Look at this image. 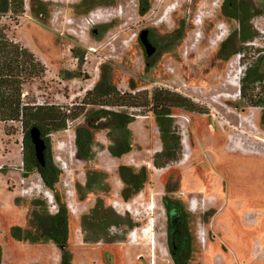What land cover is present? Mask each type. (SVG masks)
<instances>
[{"label":"rangeland","instance_id":"374dc122","mask_svg":"<svg viewBox=\"0 0 264 264\" xmlns=\"http://www.w3.org/2000/svg\"><path fill=\"white\" fill-rule=\"evenodd\" d=\"M106 1L85 12L81 0H24L25 12L16 22L0 18L7 33L46 68L24 86L23 101L78 107L104 70L121 92L150 96L167 89L188 97L202 112L172 109L181 153L163 167L153 164L162 144L147 107L128 109L134 114L132 148L119 158L109 154L105 130L94 133L92 160L76 158L74 127L82 115L49 135L52 160L61 172L56 189L68 210L73 263L172 264L161 202L170 194L184 202L192 217L195 244L188 264H264V122L263 107L255 105L264 101V81L250 79L253 71L264 74V0H244L256 35L243 43L233 36L238 22L221 13L223 0H149L145 15L139 14L138 0ZM38 4L45 13L36 16L31 6ZM146 28L161 43L148 63L139 40ZM178 28L181 38L169 48L164 36ZM230 36L226 49L240 51L227 60L217 58ZM22 138L19 123L0 122V264H59L53 243L9 235L11 226H27L32 199L44 202L50 212L57 210L39 174L24 176ZM120 165L142 166L147 174L141 190L127 201L120 196ZM91 172L102 179L85 189ZM97 201L119 225L94 236L84 231L83 216Z\"/></svg>","mask_w":264,"mask_h":264},{"label":"trees","instance_id":"16d2710c","mask_svg":"<svg viewBox=\"0 0 264 264\" xmlns=\"http://www.w3.org/2000/svg\"><path fill=\"white\" fill-rule=\"evenodd\" d=\"M107 4L109 2L106 0H81L79 5H85V12H88L97 5ZM138 4L139 14L145 15L150 7L149 0H138ZM24 5V0H0V18L7 17L16 22L19 16L25 12ZM220 8L225 18L238 22L239 29L233 32V36H237L239 42L243 43L255 37L256 32L251 31L249 24L253 15L250 4L248 6L244 0H223ZM31 9L36 16L45 13V8L40 4L32 5ZM106 27L103 26V31ZM7 31L6 24L0 25V122H14L21 125L24 176H28L33 171L37 172L43 184L53 192L57 204V210L50 212L44 202L36 198L32 199L27 226H11L9 235L18 241L51 242L60 252L59 264H74L73 254L68 247V210L56 189L61 172L52 160L49 135L66 129L69 121L82 115V120L74 127L76 158L82 161H90L94 158V133L98 130L106 131L105 135L110 141L107 150L112 157L119 158L132 148V131L129 124L134 121V114L128 109L147 107L154 116L162 144L161 150L153 158V164L156 167H163L168 162L177 160L181 153V137L175 130L172 109L183 108L192 112L202 111L188 97L167 89H155L148 96L145 92L135 91L137 86L131 83L129 88L131 91H135L134 94L126 91L121 92L111 82L104 70L99 74L93 87L85 93L78 107L68 108L51 103L24 102V86L41 78L46 68L32 51L15 41ZM175 31L167 36L166 45L169 48L172 47L177 38H181V28ZM231 39L232 36L221 43L217 51V58L227 60L240 51L235 47L226 49V45ZM157 44L160 47V41ZM144 53L148 62L146 52L144 51ZM76 57L81 63L82 57ZM68 77L69 75L65 76V78ZM247 79L248 76L245 75L241 79L242 84ZM250 79L252 82H262L264 81V74L253 71ZM263 102H256L255 105L263 107L261 120L264 122ZM99 120H104V124L98 122ZM33 127L39 130L45 142L43 163L37 159L34 144L30 137V130ZM118 175L123 183L120 196L125 201L134 197L141 190L147 178L144 167L135 171L134 168L127 165L118 167ZM101 179L102 175L96 177L91 172L85 181V189H90L93 182L99 183ZM78 188L79 185L77 190ZM107 213L102 209L101 203L97 201L90 214L83 216L84 231L96 236L97 233L109 231L112 226L119 225L117 219L111 218ZM100 237L98 236V238Z\"/></svg>","mask_w":264,"mask_h":264},{"label":"flooded vegetation","instance_id":"af4514ba","mask_svg":"<svg viewBox=\"0 0 264 264\" xmlns=\"http://www.w3.org/2000/svg\"><path fill=\"white\" fill-rule=\"evenodd\" d=\"M97 29L98 28H93L92 32L96 33ZM145 30V38L147 42H149L154 48V51L150 55L146 53V58L150 60L151 57L159 50L157 44L158 40L154 37V31L152 28H146ZM174 32L175 30L171 34ZM171 34H168L167 36ZM139 40L142 46H144L141 41V37ZM141 168L142 166H140L138 169H135V171H139ZM161 202L167 215L166 245L168 249V260L172 264H188L195 244L192 217L190 216V213L188 212L184 202H182L180 198L171 196L170 194H164L161 198ZM171 214H174L178 217L179 223L175 230H173V225L171 223Z\"/></svg>","mask_w":264,"mask_h":264},{"label":"water","instance_id":"95a60500","mask_svg":"<svg viewBox=\"0 0 264 264\" xmlns=\"http://www.w3.org/2000/svg\"><path fill=\"white\" fill-rule=\"evenodd\" d=\"M145 35H146V30L141 31V34H140L141 41L145 47L146 53L150 55L154 51V48L151 46L149 42H147ZM98 122H101L102 124H104V120H99ZM30 137L34 144L36 157L41 163H43L44 162V152H45L46 146H45V142L43 138L40 135L39 130L33 127L30 130ZM171 223L173 225V230H175L179 222H178V217L174 214H171Z\"/></svg>","mask_w":264,"mask_h":264},{"label":"bare ground","instance_id":"6f19581e","mask_svg":"<svg viewBox=\"0 0 264 264\" xmlns=\"http://www.w3.org/2000/svg\"><path fill=\"white\" fill-rule=\"evenodd\" d=\"M235 75V74H234Z\"/></svg>","mask_w":264,"mask_h":264}]
</instances>
